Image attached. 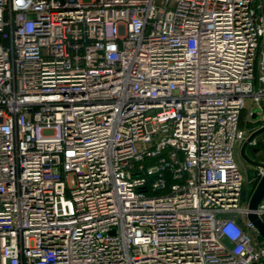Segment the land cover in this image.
<instances>
[{
  "label": "built area",
  "instance_id": "2783aa9c",
  "mask_svg": "<svg viewBox=\"0 0 264 264\" xmlns=\"http://www.w3.org/2000/svg\"><path fill=\"white\" fill-rule=\"evenodd\" d=\"M245 111L264 0H0V264H264Z\"/></svg>",
  "mask_w": 264,
  "mask_h": 264
},
{
  "label": "water",
  "instance_id": "95a60500",
  "mask_svg": "<svg viewBox=\"0 0 264 264\" xmlns=\"http://www.w3.org/2000/svg\"><path fill=\"white\" fill-rule=\"evenodd\" d=\"M251 118L253 120L257 119L254 112L252 113ZM262 132H264V126L257 128L247 136L246 140L243 142L239 149V159L248 166H251L253 168H260L262 170V175L255 184L247 202L246 219L252 223L258 235L262 239H264V223L261 222L260 218L255 213L258 204L262 199H264V163L253 160L246 154V150L251 141Z\"/></svg>",
  "mask_w": 264,
  "mask_h": 264
},
{
  "label": "rangeland",
  "instance_id": "374dc122",
  "mask_svg": "<svg viewBox=\"0 0 264 264\" xmlns=\"http://www.w3.org/2000/svg\"><path fill=\"white\" fill-rule=\"evenodd\" d=\"M245 106H246V108H249V100L248 99H245ZM259 124H260L259 121L253 120L247 111H245L243 113V115H242V126L246 129V131L249 134L251 132H253L254 130H256L259 127ZM255 139H256V141H259V142L264 141V132L257 135L255 137ZM239 164H240L241 169H242V166H244V165L248 167L247 169H245V172H246L245 174H244L243 170H242V172L246 177V181L251 182V179L253 177H255L256 171L253 173V167L244 164L242 161H239ZM251 185H252V183H250V186Z\"/></svg>",
  "mask_w": 264,
  "mask_h": 264
},
{
  "label": "trees",
  "instance_id": "16d2710c",
  "mask_svg": "<svg viewBox=\"0 0 264 264\" xmlns=\"http://www.w3.org/2000/svg\"><path fill=\"white\" fill-rule=\"evenodd\" d=\"M253 153L259 152V155L254 156V160L260 161V158H264V141H257L256 146L249 148ZM255 184V183H254ZM254 184L250 187V189L246 192V198L249 196L251 189L253 188Z\"/></svg>",
  "mask_w": 264,
  "mask_h": 264
},
{
  "label": "crops",
  "instance_id": "0c3cea01",
  "mask_svg": "<svg viewBox=\"0 0 264 264\" xmlns=\"http://www.w3.org/2000/svg\"><path fill=\"white\" fill-rule=\"evenodd\" d=\"M248 155L250 156L251 159H255V158H254L255 155H254V153H253L251 150L248 151ZM247 168H248V167L245 166V165L242 166V170H243L244 174L246 173V172H245V169H247ZM254 172H255V168H253V173H254Z\"/></svg>",
  "mask_w": 264,
  "mask_h": 264
},
{
  "label": "flooded vegetation",
  "instance_id": "af4514ba",
  "mask_svg": "<svg viewBox=\"0 0 264 264\" xmlns=\"http://www.w3.org/2000/svg\"><path fill=\"white\" fill-rule=\"evenodd\" d=\"M250 149H248L247 151H246V154L248 155V151H249Z\"/></svg>",
  "mask_w": 264,
  "mask_h": 264
}]
</instances>
